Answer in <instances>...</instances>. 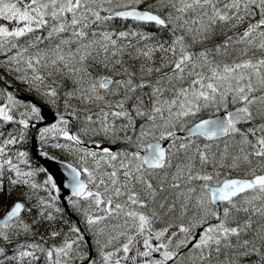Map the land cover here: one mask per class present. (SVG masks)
<instances>
[{
  "label": "snow or ice",
  "instance_id": "snow-or-ice-1",
  "mask_svg": "<svg viewBox=\"0 0 264 264\" xmlns=\"http://www.w3.org/2000/svg\"><path fill=\"white\" fill-rule=\"evenodd\" d=\"M0 264H264V0H0Z\"/></svg>",
  "mask_w": 264,
  "mask_h": 264
},
{
  "label": "water",
  "instance_id": "water-1",
  "mask_svg": "<svg viewBox=\"0 0 264 264\" xmlns=\"http://www.w3.org/2000/svg\"><path fill=\"white\" fill-rule=\"evenodd\" d=\"M49 166L51 167L52 165L50 164V162H49Z\"/></svg>",
  "mask_w": 264,
  "mask_h": 264
}]
</instances>
